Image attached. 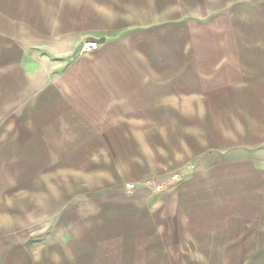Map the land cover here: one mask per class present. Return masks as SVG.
Segmentation results:
<instances>
[{"label": "crops", "instance_id": "1", "mask_svg": "<svg viewBox=\"0 0 264 264\" xmlns=\"http://www.w3.org/2000/svg\"><path fill=\"white\" fill-rule=\"evenodd\" d=\"M0 264H264V0H0Z\"/></svg>", "mask_w": 264, "mask_h": 264}, {"label": "built area", "instance_id": "2", "mask_svg": "<svg viewBox=\"0 0 264 264\" xmlns=\"http://www.w3.org/2000/svg\"><path fill=\"white\" fill-rule=\"evenodd\" d=\"M83 42V46L81 48L82 52H90L92 50H96L98 49L100 43L97 40H84ZM180 179V175L176 174L174 175L172 178L164 180V181H148L147 185L150 186L151 188H153L156 191H165L167 190L169 187L173 186L174 184H176V182ZM137 184L136 183H128L127 187L129 190L133 191L136 189Z\"/></svg>", "mask_w": 264, "mask_h": 264}, {"label": "rangeland", "instance_id": "3", "mask_svg": "<svg viewBox=\"0 0 264 264\" xmlns=\"http://www.w3.org/2000/svg\"><path fill=\"white\" fill-rule=\"evenodd\" d=\"M78 179H79V177L74 173V172H72V173H70V175H67V176H64L63 177V182L61 181V178H58V177H56V178H54V185H65V183H67L68 182V184H69V186L71 187H73V188H75V187H77V184H78ZM61 183V184H60ZM57 185V186H58ZM27 190V189H26ZM28 191V190H27ZM20 198L23 200V199H26L25 201H27V198H28V194H27V192H21L20 193ZM33 229L34 228H30L29 227V225H27L26 227H22L20 230H19V234H17V235H19V238H20V240L21 241H25V239L27 240L29 237V235L31 236H34V234H35V232L33 233ZM31 236V237H32ZM241 257H239V259H240Z\"/></svg>", "mask_w": 264, "mask_h": 264}, {"label": "water", "instance_id": "4", "mask_svg": "<svg viewBox=\"0 0 264 264\" xmlns=\"http://www.w3.org/2000/svg\"><path fill=\"white\" fill-rule=\"evenodd\" d=\"M82 46H83V42H81V43L79 44V46H78V48H77V50H76V54H75V55H78V54L80 53Z\"/></svg>", "mask_w": 264, "mask_h": 264}]
</instances>
